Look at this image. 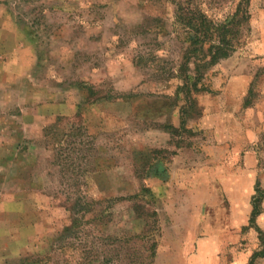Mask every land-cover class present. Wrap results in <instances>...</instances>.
I'll use <instances>...</instances> for the list:
<instances>
[{"label":"rangeland","instance_id":"374dc122","mask_svg":"<svg viewBox=\"0 0 264 264\" xmlns=\"http://www.w3.org/2000/svg\"><path fill=\"white\" fill-rule=\"evenodd\" d=\"M238 1L0 0V264H147L149 240L152 264L248 263L254 196L264 232V0L194 109L175 78L191 36L177 4L217 24ZM143 188L156 234L132 209L151 205L128 200Z\"/></svg>","mask_w":264,"mask_h":264},{"label":"trees","instance_id":"16d2710c","mask_svg":"<svg viewBox=\"0 0 264 264\" xmlns=\"http://www.w3.org/2000/svg\"><path fill=\"white\" fill-rule=\"evenodd\" d=\"M249 1L250 0H239L233 14L217 24H214L215 22L209 20L207 16L199 11L188 17L184 15L185 11L181 4H177L178 14L176 16V24L189 29V35L191 36L186 39L188 45L185 49L186 51H183L182 53L181 67L175 78L182 81V85L178 87V92H180V89L184 90V102L185 104H189L191 109H194L193 106L195 102V100H193V94H199L206 91L207 86L200 83V81L203 80L206 70L215 66L218 61L227 58L236 48L235 45H239L242 38L246 34L247 30L245 29V26L249 21V14L247 11ZM190 47H192V49H188ZM190 61H194V69L191 75L189 74L188 67V63ZM106 97L109 100L110 96ZM186 113V111H181L182 115H185ZM183 120L181 121L184 122ZM48 130H50V128L44 129V137L48 139L50 147L53 150L60 148L61 141L56 139L54 132L49 133ZM76 136L77 135L72 128L65 134L64 137H73L76 140ZM153 197L154 194L150 190L143 188L140 194L130 197L128 200L136 202L139 199V201H143L145 204L147 203L148 205H151L152 208L146 211L143 207H140L137 204H133L132 209L133 213L136 215V220L138 221L143 217V215L151 218L153 225H156L154 231V234H156L159 232V229L157 228V202L156 196L154 198ZM252 200V209L248 219V226H246L245 229H253L257 232L259 249L254 251V253L250 256L247 264H256V261L264 258V232L260 230L255 223L256 218L260 215L259 205L262 200L260 197L257 198L256 196H254ZM93 205L95 206V203L91 205L88 204V207L82 209L80 206V210H82L85 214L91 213L94 211V208H92ZM79 223L80 222H78V224ZM67 228L65 231L70 232L71 228ZM146 242L148 243L147 250L149 252V262L147 264H152L153 258L155 257L156 242L152 240ZM105 257V254H103V260L100 264H110L105 261ZM97 260H99V258H97ZM31 263L38 264L39 261L34 260ZM82 264H85V262Z\"/></svg>","mask_w":264,"mask_h":264},{"label":"crops","instance_id":"0c3cea01","mask_svg":"<svg viewBox=\"0 0 264 264\" xmlns=\"http://www.w3.org/2000/svg\"><path fill=\"white\" fill-rule=\"evenodd\" d=\"M160 211H161L160 205H158V207H157V203H156V212H157L158 217H160ZM199 248H200L199 250L205 249L201 245L199 246Z\"/></svg>","mask_w":264,"mask_h":264}]
</instances>
